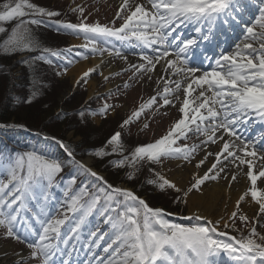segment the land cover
<instances>
[{"label": "snow or ice", "instance_id": "6c2138e0", "mask_svg": "<svg viewBox=\"0 0 264 264\" xmlns=\"http://www.w3.org/2000/svg\"><path fill=\"white\" fill-rule=\"evenodd\" d=\"M147 3L151 9L137 0H121L114 19L107 24L99 20L88 23L82 5L71 8L78 13V23L56 21L57 32L65 31L83 38L84 43L72 47L84 48L92 56L99 55L101 64L105 53L127 62V56L119 49L101 47V38L105 43L107 38L122 42L134 40L135 46L141 49L142 62L130 63L128 68L109 75H104L99 65L88 67L75 79L77 86L87 84L94 73L108 84L111 77L131 72L128 80L122 82L124 89L132 87L133 83L151 81L157 65L168 74L157 77L158 84L164 80L162 91L158 89L146 101L141 99L101 147L83 150L81 154L98 161L117 157L109 159L108 164L117 169H129L125 178L133 182L140 169L147 167L154 177L147 182L160 192L172 193L173 205L187 206L192 195H203L209 182L225 180L231 187L232 182L243 176L250 186L238 197L233 210L219 219H208L201 215L198 207L184 216L182 211L173 213L151 207L132 189L110 184L98 171L76 158V147L70 141L44 134L40 138L41 149L33 147L7 155L0 152V237L15 240L29 250L27 255L23 249L16 253L15 264H69L68 259L57 261L55 258L58 254L71 256V251L67 250L69 241L79 240L82 227L88 226V217L93 214L103 217L110 231L89 230L90 256L84 264H214L212 258L221 254H226L236 264H264V233L256 228V223L264 221V144L260 149L256 147L264 141V135L257 140L245 139L237 130L252 113L264 120V0H251L254 7L247 18L240 15L243 11L240 0H147ZM61 15L60 11L40 7L31 0H5L0 5V35L5 36L0 41V54H20L18 63L28 73V89L14 96L15 103L40 102L45 88L37 75L40 64L57 67L56 61H65L62 71L56 72L57 76H62L67 74L69 66L79 62L68 56L72 47L52 49L43 46L34 36V28L47 24L44 18ZM117 20L122 21L119 27L115 26ZM217 22L222 26L241 27L242 39L237 36L239 42L232 50L219 52L211 71L204 70L197 75L201 69L192 61L198 58L201 42L209 40ZM5 25H11L10 29ZM188 25L200 35L183 37L179 34L181 26ZM229 30L235 31V28ZM144 49H150L153 54L149 55ZM76 55L89 60L88 54L77 52ZM120 87L117 85L105 93L90 96L79 109L71 112L61 109L53 119L75 120L81 128L107 119L122 106L115 102ZM94 100L103 101L99 108L91 107ZM174 101L181 103L177 107ZM165 107H176L181 114L166 134L147 144L126 147L125 130L130 131L129 126L142 116L145 122L140 131L147 129L148 113L155 114ZM192 136L203 139L193 144L184 142ZM209 145H216L217 151H209ZM171 161H175L177 167L191 165L196 169L188 186L177 184L157 170V166L163 169L165 163ZM231 166H235L234 172ZM66 167L69 169V180L64 188L67 199L63 211L56 216L46 210L47 190L59 183L57 177ZM79 176H83L84 181L73 191L72 186ZM33 202L35 211L30 207ZM241 202L258 206V215L252 218L256 223L243 212ZM27 211H32L36 226L21 220L22 213ZM69 213L78 217L67 230L70 235L62 234ZM171 216L187 223L173 222L168 218ZM237 220L242 227L237 226ZM21 222L27 224L23 232L17 226ZM221 225L239 232V238H218L228 235L219 231ZM106 236L109 241L103 252L108 255L104 258L96 255L93 248L99 247Z\"/></svg>", "mask_w": 264, "mask_h": 264}, {"label": "rangeland", "instance_id": "374dc122", "mask_svg": "<svg viewBox=\"0 0 264 264\" xmlns=\"http://www.w3.org/2000/svg\"><path fill=\"white\" fill-rule=\"evenodd\" d=\"M5 2V0H0V5H2ZM32 3L47 8L49 10H55L60 11L62 15L60 17H53L58 19L57 21H63V22H71V23H78L79 22V16L78 13H74L71 11V8L75 7L76 5H82L85 8V16H88V23H93L97 20L100 21L102 24H107L110 21H112L115 17V14L119 8V4L116 2V0H31ZM91 13V15H89ZM122 21L117 20L115 26L119 27L120 23ZM65 34L62 35L58 34L52 35L47 30H45L42 27L34 28V36L37 40H40V38H44L45 35L50 38L47 39L46 47L52 48L53 46H56V48H62L64 46H68V48L72 47L73 41L75 39H78L84 43V40L82 37H74L75 35H71L68 32H63ZM68 34V36H67ZM39 38V39H38ZM42 42V39H41ZM81 44H77L76 46H79ZM136 42L133 41H120L116 38H107V42H104V38H101V47H108V48H116L119 49L124 56H127V62H125L120 57H116L113 55V59L115 62L120 63V68L117 72H120L122 69L128 68L131 60L130 58H139L140 57V49L139 47H136ZM74 48V56L68 53L69 58H72L74 60H78L80 62L85 61L80 59L76 55L77 52L88 54L89 58L92 57L88 50L81 48V47H72ZM26 55V54H24ZM20 59V55L18 56ZM120 61V62H119ZM77 63H74L73 65L69 66L68 72L65 75L57 76V71H62V68H56V67H49L46 64H40L38 66L39 76L43 83L45 84L44 88V95L41 98L39 103L33 104V106L36 105L40 107V110L44 111L47 116H53L55 117L56 113L60 111L61 109H65L69 112H71L74 109H79L85 101L88 100L90 96L95 97L99 93H105L104 87L105 83L102 82L100 85L101 90L96 92L95 94L90 95L89 94V87L87 84H82L80 86H77L69 74V70L76 65ZM21 67H18V69L15 70V76H20ZM24 74V73H23ZM131 75V72H125L120 76H114L111 77L110 82L115 83V86L120 85V92L118 94L119 98L115 102L122 105L121 107H118L114 113H111L107 119H100L95 122H91L88 124L86 128H81L77 126V122L75 120L70 119H63L56 121L58 125H62V129L64 132V140L70 141L73 145L75 144L77 149V159L83 160L84 162L86 160L90 161V164H88L90 167L93 168V170L98 171L102 176L105 177V179L114 186H123L126 188L132 189L137 196L144 199L148 204L151 202V207H161L167 209L169 212H181L182 215L187 216L189 214V206H182V205H173L172 203V193L165 194L163 192H160L157 190L154 185L149 184L147 181L150 179H153L152 173L149 171L147 167H143L140 169V171L136 174L137 178L133 181H128L125 178V172L129 169H117L114 167H111L108 164V160H115L117 157L112 156L108 157L107 159L103 161H98L93 157H90L88 155L81 156V152L83 150H91L93 148H99L102 146L103 142L106 140L107 137H109L114 131L118 129L119 124L122 122L123 119L127 118V116L135 109V107L141 102V99L147 100L149 97L156 94V91L159 89L162 91L163 88H159V85L157 83V79L152 78L151 81H146L141 84H135L133 83L132 87H129L127 89H124L122 87V82L127 81L128 77ZM18 79L15 80L17 83ZM23 81V80H22ZM129 83H132L129 81ZM16 89V88H15ZM19 92L20 90L17 89ZM126 93V94H125ZM103 101H96L94 100L91 104L92 108H99ZM112 102V101H110ZM174 103L178 107V102L174 101ZM47 104L48 107L44 108L43 105ZM32 106V105H31ZM41 111V112H42ZM39 112V111H38ZM41 112L40 115H41ZM49 112V113H47ZM167 112V114H163ZM38 113V114H39ZM44 114V115H45ZM179 113L177 111L176 107H165L159 109L155 114L148 113L147 116V123L149 124V127L147 129H144L143 131H140V129L143 127V123L145 122V117H141V119L137 122H134L129 126L130 131L125 130L124 132V140L125 145L128 148H132L136 145L140 144H147L150 142H153L155 139H158L166 134V132L169 130L171 124L175 122V120L179 117ZM42 117V115H41ZM61 123V124H60ZM10 125L16 126V125H23L22 128H25L23 123H17L15 121L10 122ZM8 128V127H6ZM17 128V127H13ZM26 129V128H25ZM34 136V135H33ZM202 137L192 136V139L184 141L188 144L193 143H199ZM43 147V144H42ZM86 163V162H85ZM158 171H162L163 174L169 178L173 179L175 176V173L178 171V167L176 166L175 161L166 162L163 169H160L159 166H157ZM67 171L69 169L66 167L64 172L60 174V176L57 177V180L61 179V177H66L64 183L65 185L68 183L69 176H67ZM84 180L83 176H80L77 178L76 184L72 186L73 191H75L81 184V182ZM192 180L189 181L188 185L190 184ZM187 185V186H188ZM65 186H63L62 192L64 191ZM71 193H69L70 195ZM61 199H56L58 203H54L55 206L52 210L51 206H49V202L47 201L46 209L50 210L49 212L53 215L59 216L60 212L63 211V207L65 204V201L67 199L66 195H62ZM50 200L53 198L52 194H49L48 197ZM32 208V211H35V202H33L32 205H30ZM32 211H27L21 216L22 221H27L28 223H31L32 225H35V220L32 219ZM251 220L252 223H256L255 220H252L253 217L251 214L246 213L243 211ZM70 215V216H69ZM69 218L66 220L65 225L62 226L61 232L67 233V230L74 224L75 217L72 213H69ZM75 217V219H73ZM173 222H181V223H187V221L178 219L177 216H171L168 217ZM72 219V220H71ZM96 221V222H95ZM88 226L82 227L81 231L85 232L88 236V240L90 242L89 237V230L96 231L97 229L99 232H109V226L104 223L103 217H98L95 214L88 217ZM70 223V224H69ZM237 226L242 227L241 222L237 220ZM264 224V221L262 223H256V228L258 232L264 233V227H261V225ZM18 228L21 232L24 231V229L27 227L26 223H19ZM219 231L227 232L228 235L224 237H218V238H224L225 240H228L229 237L235 236L239 238L240 233L233 230L232 228L225 229L223 225L220 226ZM70 235V233H67ZM82 234V232H81ZM245 234L246 230H245ZM81 237V235H80ZM79 237V240H80ZM79 240H70L69 244L67 246V250L71 251V256H65L60 257L59 254L55 258L57 261L61 259H68L69 264H84V262L89 258L90 253L87 248L82 247V243L79 244ZM109 241V237H105L103 241H100L99 247H94L93 252L96 255L102 256L104 258H107L106 253L103 252V248L107 245ZM0 243L7 244L12 247L8 255L6 256V259L8 262H12L16 256V253L20 252L21 249H23L24 255H27L28 249L16 242L12 239H5L0 237ZM89 244V243H88ZM73 245L75 246L73 250ZM61 247H65L63 244H61ZM219 256H222L225 259H231L226 254H221ZM8 257V258H7ZM217 257V256H216ZM216 257H213L214 260ZM3 258L0 257V264L3 263ZM226 264H233V261H230L229 263L226 262Z\"/></svg>", "mask_w": 264, "mask_h": 264}, {"label": "trees", "instance_id": "16d2710c", "mask_svg": "<svg viewBox=\"0 0 264 264\" xmlns=\"http://www.w3.org/2000/svg\"><path fill=\"white\" fill-rule=\"evenodd\" d=\"M47 20V24L41 25L40 27L47 30L52 35L58 36L61 34L65 36L64 31H56V18H44ZM10 29L11 25H5ZM68 36V34H67ZM5 38L4 35H0V41ZM39 39V38H38ZM42 39V42H41ZM48 38L46 35L44 38H40V43L45 46ZM52 49L66 50L68 46L62 48H56L53 46ZM26 55H34L35 53H25ZM20 54L14 56H5L0 54V125H10V122L15 121L16 124L23 123L26 129L22 128H6L0 127V152L4 154H10L13 152H23L31 150L33 147L41 149L42 143L40 138L44 134L55 135L64 138V132L62 125H58L53 116H47L44 111L40 110V105L36 107L27 104H17L14 102V96L20 94L21 91H27L28 89V73L27 69L21 66L18 61ZM55 60V58H53ZM58 65L56 68H62L64 64L63 60L56 61ZM21 67L20 76H15V70ZM24 73V74H23ZM39 76V71L37 70ZM18 79L17 83L15 80ZM23 80V81H22ZM42 81V80H41ZM43 82V81H42ZM16 85V89L12 88V85ZM20 90L19 92L17 91ZM41 112V115L39 112ZM39 113V114H38ZM49 113V112H47ZM45 114V115H44ZM61 124V123H60ZM28 131L35 133V135L29 134ZM76 147V145L74 144ZM77 149V147H76ZM79 153V152H77ZM82 153V152H81ZM80 153V154H81ZM81 156H83L81 154ZM69 173V171H67ZM67 176H69L67 174ZM80 177V176H79ZM66 177L62 180L59 179L56 186L62 190L65 186ZM84 181V180H83ZM151 204V202L149 203ZM151 206V205H150Z\"/></svg>", "mask_w": 264, "mask_h": 264}, {"label": "bare ground", "instance_id": "6f19581e", "mask_svg": "<svg viewBox=\"0 0 264 264\" xmlns=\"http://www.w3.org/2000/svg\"><path fill=\"white\" fill-rule=\"evenodd\" d=\"M116 2L120 5L121 0H116ZM137 2L144 3L147 8L151 9V5L147 3V0H137ZM73 44L76 45L82 44V41L75 39L73 41ZM145 51H147L149 55L153 54L151 50H145ZM129 60H131L130 63L138 64L142 62L140 60V57L130 58ZM94 65H99L100 71H102L104 75H109L110 73L117 72L121 66L120 63L115 62V60L113 59V55L110 56L108 55V53L104 54L103 64H101V57L99 55L92 56L91 58H89V60L77 63L69 70V74L71 75L73 82L75 83V79L79 77V75L83 70H85L88 67H92ZM199 74L202 73L201 72L197 73V75ZM153 76L154 78L157 79V77L159 76L167 77L168 74L163 72V70L160 68V65H157L156 71L154 72ZM102 82L103 80L101 76L94 73L87 83L90 89L89 94L92 95L100 91L101 90L100 85ZM158 85L159 88L160 87L163 88L164 80H161ZM114 86L115 83L109 82L108 84H105L104 90L102 91L107 92L109 88H113ZM177 102L179 106L181 101H177ZM208 150L215 152L217 151V147L216 145H209ZM211 159L212 158L209 157V160ZM85 162L87 164H90L89 160H86ZM202 170L203 169H201V171ZM230 170L234 172L235 166H231ZM195 172L196 169H194L191 165L178 167V171L175 173V176L172 180L179 185L187 186L189 181L192 180L193 174ZM249 186L250 185L246 182V178H244L243 176H239L237 181L232 182L231 187L228 186V181L225 180H220L218 182H209L204 187L203 195L195 194L190 197L188 204L189 213L190 211L195 210L198 207L200 209L201 215L206 216L208 219H212V220L219 219L221 216H224L233 210L236 200L241 194H243V192ZM241 208L243 211H245L248 214H251L252 216L256 217L258 215V206H256L254 203L249 204V203L241 202ZM262 222L263 221H260V223ZM11 249H12L11 246L0 243V257L3 258L4 260L2 264H15V262L18 260L17 255L15 256L12 262H8V260L6 259L5 255H8Z\"/></svg>", "mask_w": 264, "mask_h": 264}, {"label": "water", "instance_id": "95a60500", "mask_svg": "<svg viewBox=\"0 0 264 264\" xmlns=\"http://www.w3.org/2000/svg\"><path fill=\"white\" fill-rule=\"evenodd\" d=\"M8 128H10V127H8ZM17 128H22V127H17Z\"/></svg>", "mask_w": 264, "mask_h": 264}]
</instances>
